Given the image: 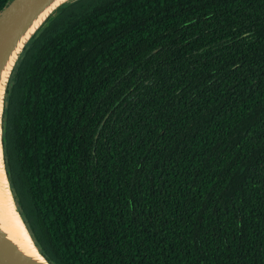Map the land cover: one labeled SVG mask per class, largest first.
Returning a JSON list of instances; mask_svg holds the SVG:
<instances>
[{"label": "trees", "instance_id": "1", "mask_svg": "<svg viewBox=\"0 0 264 264\" xmlns=\"http://www.w3.org/2000/svg\"><path fill=\"white\" fill-rule=\"evenodd\" d=\"M2 141L52 264H264V0L63 4Z\"/></svg>", "mask_w": 264, "mask_h": 264}, {"label": "water", "instance_id": "2", "mask_svg": "<svg viewBox=\"0 0 264 264\" xmlns=\"http://www.w3.org/2000/svg\"><path fill=\"white\" fill-rule=\"evenodd\" d=\"M54 1L55 0H9L6 6L3 8V10L0 12V78L2 77V73L4 69L7 67L6 65L8 64L10 57L14 55L15 51L20 46V43L23 42L21 51L18 52V56L8 76V79L6 82V88H5V95H6V90H7V86H8L11 73L19 57L21 56L25 46L27 45V43L37 33V31L40 28H42V26L47 22V20L56 13V11L58 10L60 6H62L63 4L67 2L73 1V0L62 2L61 4L56 6V8H54V10H52V12L44 19V21L40 24V26L37 27V30L33 31L30 34V36H27L28 31L30 27L32 26V24L34 23V21L36 20V18H38L39 15ZM4 104H5V96H4ZM3 111H4V106H3ZM2 116H3V112H2ZM1 127H2V121H1ZM2 146H3V141H2ZM3 154H4V151H3ZM4 164H5V158H4ZM5 170H6V165H5ZM6 174H7V170H6ZM7 177H8V174H7ZM8 180H9V177H8ZM9 185H10V181H9ZM16 207H17V204H16ZM17 210H18V207H17ZM33 241L39 253L43 257L44 263L52 264L46 258V256L40 251L34 239ZM0 264H37V263L32 261L27 255L22 253L18 249L16 244L11 239L8 238L6 232L0 227Z\"/></svg>", "mask_w": 264, "mask_h": 264}, {"label": "bare ground", "instance_id": "3", "mask_svg": "<svg viewBox=\"0 0 264 264\" xmlns=\"http://www.w3.org/2000/svg\"><path fill=\"white\" fill-rule=\"evenodd\" d=\"M68 0H55L51 5H49L40 15L32 26L30 27L27 36L33 31L37 30V27L44 21V19L62 2ZM23 42L20 43V46L15 51L14 55L10 57V60L7 67L4 69L2 73V77L0 78V227L6 232L9 239H11L18 249L27 255L32 261L37 264H45L44 259L39 253L34 241L22 219V215L17 210L16 203L13 197V194L9 185V180L5 170L4 164V154H3V146H2V112L4 106V96H5V88L8 76L13 67V64L18 56V52L21 51ZM18 205V204H17ZM19 207V206H18ZM19 209V208H18ZM28 226V225H27Z\"/></svg>", "mask_w": 264, "mask_h": 264}]
</instances>
